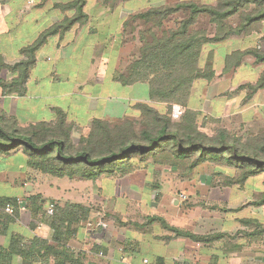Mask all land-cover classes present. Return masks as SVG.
<instances>
[{
	"label": "crops",
	"instance_id": "0c3cea01",
	"mask_svg": "<svg viewBox=\"0 0 264 264\" xmlns=\"http://www.w3.org/2000/svg\"><path fill=\"white\" fill-rule=\"evenodd\" d=\"M71 1L0 0V56L4 62L12 65L21 60L20 50L23 47L33 43L43 31L65 17H71L73 11L60 9L61 5ZM132 2L119 1L109 8L100 0H86L84 13L88 17L87 23L74 25L61 37H50L38 50L35 64L28 74L25 93L21 96L2 95L0 88V113L14 117L21 127H26L42 122L53 123L60 112L72 127L71 138L75 144L81 136L87 135L93 120L116 123L129 119L138 123L141 120L140 111L135 107L138 104H145L161 115L165 114L164 104L150 101L147 84L124 86L115 79L125 73L129 64L138 57L139 39L134 38L133 29L124 27V24L145 9L139 11L138 3ZM130 3L132 6L127 7ZM224 42L213 45L217 49L212 48L214 78L194 82L188 108L198 113L200 118L225 121L242 116L257 118L261 110L258 109L260 99L264 97L260 94L264 89L253 95L239 94L235 90L244 85H253L262 65H256L254 59L251 62L247 58L251 57L246 56L239 67L223 74L226 55L240 51L224 50L220 55L219 48L225 46L222 44ZM201 58L200 66L203 67V53ZM246 70L253 71L252 78L246 75ZM15 76L0 69L2 81H10ZM238 76L240 78L236 80ZM237 97H240L239 105L235 102ZM243 104L246 109L242 107ZM136 128H139L138 124ZM15 154H0V163L4 164L0 165L1 178L15 173L22 177L30 172L24 156H20L19 151ZM132 161V170L123 175H101L95 182L78 180L86 186L84 188H88L84 192L86 195L81 198L80 191L76 189L77 200L66 201V204L89 208L90 216L87 220L75 221L68 226V230L74 232L68 242L70 249L81 256L84 264H142L143 259L150 264H209L210 256L203 244L174 235L157 220L162 219L170 227L194 234L207 232L202 230L201 218L199 220L195 214L186 213L176 196L164 194L166 187L177 186L168 180L177 175L173 172L174 168L154 163L150 156L143 160L137 157ZM74 180L77 179L71 181ZM88 183L91 188L87 187ZM107 186L112 189L109 193ZM0 189L3 190L2 187ZM24 189L28 191L29 187L25 185L21 189L19 186L14 190L20 192ZM17 195V192L0 193V197ZM105 212L111 214L109 228L96 229L94 222L98 215L105 216ZM0 214L1 247L8 248L12 236L21 237L24 244L33 238L52 243V230L39 218H33L30 211L19 210L17 217ZM215 256L218 264H240L236 255H232L228 261L221 252ZM11 264H23V261L14 255Z\"/></svg>",
	"mask_w": 264,
	"mask_h": 264
},
{
	"label": "trees",
	"instance_id": "16d2710c",
	"mask_svg": "<svg viewBox=\"0 0 264 264\" xmlns=\"http://www.w3.org/2000/svg\"><path fill=\"white\" fill-rule=\"evenodd\" d=\"M100 1L113 8L119 0ZM85 4L86 0H72L61 5V10H70L74 14L43 31L33 43L23 47L20 50L22 59L18 62L8 65L0 56V69L16 75L10 81L0 80L2 95L21 96L25 93L28 74L35 64L38 50L50 37H61L74 25L86 24ZM181 13L185 17L174 27H165L167 20ZM201 17L207 18L210 29L197 28ZM234 17L238 20L235 26L228 22ZM130 20L141 21L150 27L139 31L138 57L129 64L125 73L115 79L124 86L147 84L150 101L164 104L166 113L161 115L152 107L138 104L135 106L141 114L138 123L129 119L116 123L93 120L87 135L81 136L76 144L71 138L72 127L60 112L53 123L42 122L26 127H21L14 117L0 113V154L19 151L30 169L59 179L91 182L101 175L109 177L130 172L131 161L138 154L140 160L150 156L154 163L174 170L183 167L182 175L203 164L231 169L232 175L228 174L223 179V185L228 188L235 185L242 188L250 179L263 174L264 133L244 140L226 129H218L214 135L208 136L199 130L200 115L189 110L188 101L196 80L210 81L214 78L211 55L203 59L204 66H200L203 48L226 41L231 36L250 35L259 28L264 22V0H219L215 5L179 1L150 8ZM127 26L126 22L124 27ZM246 56L252 57L256 65L264 66V51L254 47L226 55L223 74L239 67ZM245 88L250 90V95L264 89V67L253 85L240 87ZM173 104L185 107L177 122L170 117ZM137 124L139 128H136ZM16 201L17 197H0V207L11 204L13 216L17 217ZM24 202L32 217L39 218L52 230V243L33 238L24 244L21 237L12 236L8 248L0 246V264H11L14 255L19 256L23 264H84L81 256L75 255L68 246L74 235L68 226L75 221L87 220L90 209L80 205L55 204L53 214L48 215L45 209L32 207L35 203L41 204V197L25 199ZM252 205L256 208L264 206V190ZM157 220L174 235L203 245H211L226 236L222 233L194 234L170 227L162 219ZM240 223L250 229L244 233L246 245L264 238V223L260 220L240 219ZM209 264H218L217 256L211 255Z\"/></svg>",
	"mask_w": 264,
	"mask_h": 264
},
{
	"label": "rangeland",
	"instance_id": "374dc122",
	"mask_svg": "<svg viewBox=\"0 0 264 264\" xmlns=\"http://www.w3.org/2000/svg\"><path fill=\"white\" fill-rule=\"evenodd\" d=\"M179 1L186 0H133L132 3H138L136 6L139 11L143 9H145L144 11H146L147 9L160 7L163 5H173L178 3ZM192 1H196L202 5H215L219 0ZM132 3L127 4V7L132 6ZM183 17H185V14L182 13L173 16L172 18H170V20H167L165 22V27H174L175 24ZM130 19L131 17L127 19L128 26L130 27V29H133L135 33L134 38L136 37L139 39V31H145L150 26L144 25L141 21L131 22ZM114 20L116 21L115 18H113V21ZM228 22L235 26L238 23L237 17L230 19ZM114 23L115 22H113V24ZM196 26L197 28L210 29L207 18L205 17H201ZM18 42H20V39L19 41H16L17 44ZM222 44H224L225 46H223V48H219V52H221L220 55H223L222 52H224V50H243L247 48L246 46H259L260 50L264 51V22L250 35L231 36L229 40L225 41ZM212 48L213 45L205 46L203 48V59H207L208 55L209 57L210 55L212 56V50L217 49ZM247 58L250 59L249 61L253 62L252 57ZM243 60H245V57L243 58ZM263 67L264 66L262 65V69ZM262 69L259 68V71H261ZM256 71H258V67L256 68ZM246 72H248L246 73V75H249L250 78H252L253 71L246 70ZM239 78L240 77L238 76L235 79L237 80ZM239 89L235 90L239 94H250V90L247 88L240 90ZM243 90H245V92ZM260 95L264 96V91H262ZM239 100L240 97L235 98V102L237 105H239ZM244 101L246 102V100ZM259 104L260 107H258V109L261 110H259V117L257 118L252 117L248 119V116H246V118L242 116L241 118H234L232 119V121H225L199 117V130L206 133L208 136H212L218 129H226L232 135L241 137L244 140L249 136H255L264 133V97L260 99ZM242 107L246 109V105L243 104ZM225 108L227 109V107ZM20 156L23 157L22 154ZM135 158L137 157H134L133 160H135ZM132 163L133 161H131V166L133 167ZM1 164L3 163H0V165ZM9 165H11V163ZM28 170L30 172H28V174L26 175H23L22 177H18V173L12 174L7 178L0 177V187L3 188V190L0 189V193L13 194L14 192H17V194L19 195H17V198L21 201H25V199H32L35 197H41L42 199H44V201H42L41 204L34 202L35 204H33L32 207L37 208L36 206H39L43 209L47 208L48 204H51L49 202H56L55 204L60 203V205H62L65 204L66 201H76V189L78 192L80 191L81 198L86 195L84 194V192L88 188H84L86 186H83L84 184H82V182H78V180H74L73 182L66 178H55L33 169ZM183 171V167L179 168L178 170L176 168L175 170H173V172L177 175L175 177L172 176L168 180L172 184L176 183L177 186L166 187V189H163V192L165 195L168 194L167 196H170V194L172 196H176L177 199H179L181 202V208L185 210L186 213H192V215L195 214L196 217L198 216L197 218H199V220L202 219V230L207 231L205 235L215 233H222L226 235L224 236V238L219 241L213 242V244L211 245L204 244L203 247H205V252H207L209 256L216 255L217 253L221 252L222 254L226 255L225 260L227 261L229 260V258H231L232 255H236L239 257L238 261L240 262V264H264V259H262L264 257V238L258 243L246 245L247 241L245 240L244 233H246V231H249L250 229L249 227L245 228L240 223V219L249 218L258 219L262 223H264V206L256 208L252 205V201H255L259 197V193L264 190V173L258 177L250 179L242 188H239L237 185L228 188L223 185V179L228 174L232 175L233 171L231 169H227L216 164H203L194 168L192 172L186 175H182ZM25 185L29 187L28 191H25V189L20 190V192L16 191L19 186L22 189ZM86 185L87 187L91 188L89 183ZM106 191L109 193L110 191H112V189L107 186ZM202 205L204 208L202 207ZM94 209L98 210V208ZM25 210L27 209L25 208L24 210H22V212ZM101 212L104 213V211ZM110 216V213L107 214L105 212L103 221H105V223L107 224L106 229L109 228V222L111 218ZM242 252L245 253L240 256L239 253Z\"/></svg>",
	"mask_w": 264,
	"mask_h": 264
},
{
	"label": "built area",
	"instance_id": "2783aa9c",
	"mask_svg": "<svg viewBox=\"0 0 264 264\" xmlns=\"http://www.w3.org/2000/svg\"><path fill=\"white\" fill-rule=\"evenodd\" d=\"M185 109L184 107H182L181 105L178 104H173L171 106V112H170V117L172 119V121H178L181 116L183 115ZM17 204H18V209L19 210H24L26 203L24 201H21L20 199L17 198ZM55 208V203H51L48 204V207L45 208V211L48 215H52L53 211ZM0 213H3L5 215H9V216H13L14 210L11 204H6L4 205V207H0ZM104 220V215H98V219L96 222H94L93 226L96 229H100V230H104L107 228V224L105 223ZM99 255H101V252L99 253ZM142 264H150L149 261L147 259H143L142 260Z\"/></svg>",
	"mask_w": 264,
	"mask_h": 264
}]
</instances>
